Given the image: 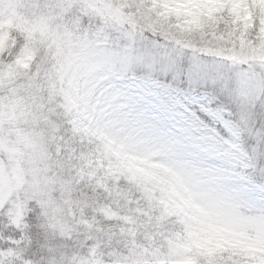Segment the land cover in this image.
Returning <instances> with one entry per match:
<instances>
[{
	"label": "snow or ice",
	"instance_id": "snow-or-ice-1",
	"mask_svg": "<svg viewBox=\"0 0 264 264\" xmlns=\"http://www.w3.org/2000/svg\"><path fill=\"white\" fill-rule=\"evenodd\" d=\"M5 6L26 10L30 31L7 29L0 50V177L16 187L0 202V264H83L78 254L105 244L150 264H221L197 237L224 226L251 227L264 248V42L224 54L228 9L181 38L187 12L175 0H0ZM99 142L158 158L150 166L171 176L180 204L157 207L148 197L132 220L107 217L101 202L132 178L100 177ZM261 261L229 253L226 264Z\"/></svg>",
	"mask_w": 264,
	"mask_h": 264
},
{
	"label": "rangeland",
	"instance_id": "rangeland-1",
	"mask_svg": "<svg viewBox=\"0 0 264 264\" xmlns=\"http://www.w3.org/2000/svg\"><path fill=\"white\" fill-rule=\"evenodd\" d=\"M17 0H13L16 3ZM180 8H186V15H181L176 28L177 34L181 38H191L194 32L199 31L207 22H209L214 14H218L224 9H228L231 16V31L225 41L231 46L232 51L239 54H247L252 51L259 50L261 47L262 36H264V24L260 25L257 33L251 34L254 21L259 17L264 19V0H175ZM8 10V9H7ZM5 8H0V15L3 14ZM11 21H5L0 24V29L4 30V34L0 35V50L3 49L7 39V29L15 28L21 32L30 31V23L27 19L26 10L13 9L9 11ZM215 26L213 22V27ZM31 55H25L22 64L31 62ZM16 190L15 186L4 182L0 177V202L7 199ZM166 205L167 203L164 202ZM168 207V205H167ZM107 217H119L118 213H114L110 207L103 209ZM197 248L200 251L209 250L212 254L226 246L231 249H239L245 251L249 256H257L264 254V248L255 247V232L251 227H237L227 236L215 231L212 233H201L197 237ZM121 264H129L128 261H122ZM131 264H150L149 261L133 259ZM163 264H189L186 259H165ZM264 264V261H261Z\"/></svg>",
	"mask_w": 264,
	"mask_h": 264
},
{
	"label": "clouds",
	"instance_id": "clouds-1",
	"mask_svg": "<svg viewBox=\"0 0 264 264\" xmlns=\"http://www.w3.org/2000/svg\"><path fill=\"white\" fill-rule=\"evenodd\" d=\"M2 15L5 17L9 15L6 6ZM177 35L179 36V34ZM222 52L224 54L232 53L231 46L225 43ZM81 111L84 112L85 109L82 107ZM89 115L91 114H86L84 118L85 128L89 124L94 123V120L90 119ZM99 143L101 153L103 154V164L105 165L103 170L100 171V177L106 180L109 176L119 174L122 177L128 176L132 178L131 183L123 179L121 180V188L125 191V195L119 196L115 194L108 204H104L102 201L101 207L103 209L110 207L114 213L135 216V211L138 206L141 208L147 206L148 197H151L153 205L157 207L160 205L161 200H164L169 209L173 210L180 204L179 191L173 188L171 176L163 169L150 166V163L155 162L158 158H153L151 162H145L140 158L134 157L129 152L122 151L117 145L106 148L103 142ZM138 150H143V147ZM100 158V154L98 153L96 169L100 168ZM107 182L111 183V181ZM233 229L235 228L224 226L221 228L220 233L227 236ZM78 255L79 260L83 261V264H96L97 261L100 264H121L122 261H128L131 264V261L139 255V252L124 245L108 248L105 244L104 249L98 251L95 256L87 250L83 254ZM161 255L166 256L167 252H161ZM217 255L221 258V264H226L229 258V252L222 251Z\"/></svg>",
	"mask_w": 264,
	"mask_h": 264
},
{
	"label": "trees",
	"instance_id": "trees-1",
	"mask_svg": "<svg viewBox=\"0 0 264 264\" xmlns=\"http://www.w3.org/2000/svg\"><path fill=\"white\" fill-rule=\"evenodd\" d=\"M99 167H102L104 168L105 165L104 164H99ZM115 175H119V174H115ZM115 194H118L119 196H124L125 195V191L124 190H121V189H117ZM165 202V201H164ZM163 202V203H164ZM161 203V201H160ZM136 214H139V210L136 209L135 211V215ZM119 216H122L121 214H118ZM118 217L116 218H112L113 220L117 219ZM134 218V216H129V219L132 220ZM222 251H228L229 253H232V254H240L242 256H245L246 258L249 257V254H247L245 251L243 250H239V249H231L229 247H226V246H221L220 249L216 250L213 255H217L218 253L222 252ZM139 260V259H138ZM144 261V260H142Z\"/></svg>",
	"mask_w": 264,
	"mask_h": 264
}]
</instances>
